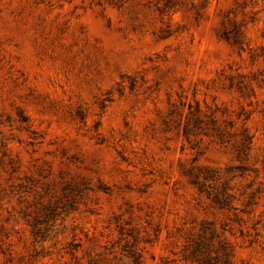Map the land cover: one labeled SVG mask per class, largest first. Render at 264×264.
Segmentation results:
<instances>
[{"label":"rangeland","instance_id":"rangeland-1","mask_svg":"<svg viewBox=\"0 0 264 264\" xmlns=\"http://www.w3.org/2000/svg\"><path fill=\"white\" fill-rule=\"evenodd\" d=\"M0 264H264V0H0Z\"/></svg>","mask_w":264,"mask_h":264}]
</instances>
